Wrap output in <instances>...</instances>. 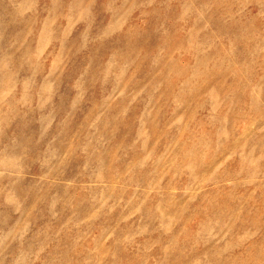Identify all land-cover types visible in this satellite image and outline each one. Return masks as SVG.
<instances>
[{
	"label": "rangeland",
	"instance_id": "1",
	"mask_svg": "<svg viewBox=\"0 0 264 264\" xmlns=\"http://www.w3.org/2000/svg\"><path fill=\"white\" fill-rule=\"evenodd\" d=\"M0 264H264V0H0Z\"/></svg>",
	"mask_w": 264,
	"mask_h": 264
}]
</instances>
